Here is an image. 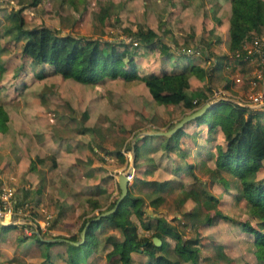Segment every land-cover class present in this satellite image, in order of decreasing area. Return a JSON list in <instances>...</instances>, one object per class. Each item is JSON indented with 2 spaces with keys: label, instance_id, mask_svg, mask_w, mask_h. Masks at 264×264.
Segmentation results:
<instances>
[{
  "label": "rangeland",
  "instance_id": "obj_1",
  "mask_svg": "<svg viewBox=\"0 0 264 264\" xmlns=\"http://www.w3.org/2000/svg\"><path fill=\"white\" fill-rule=\"evenodd\" d=\"M228 14L229 0H0V105L8 115L6 132L0 134V184L24 182L25 164L31 158H28L27 149L41 153L43 147L54 144L64 146L66 150H76L79 156L85 150L93 153L101 162H106V156L111 158L115 165L113 169H108L114 179L106 183L104 175H100L94 183L95 189L90 180L80 182V193L89 196L82 195L77 199V208L83 206L81 218L108 208V203L119 194V187L114 182L117 172L127 169L133 158V146L139 147L142 139L153 135H148V132L167 129L182 114L193 110L203 101L211 102V106L219 100L234 103L230 98H218L216 95L219 91L225 92L224 97L247 100L250 91L256 92L260 88L258 81L253 86L249 82L253 58L235 57V48L232 50L229 47ZM19 16L22 17V27L45 24L58 33L115 42L123 40L130 45L136 77L127 80L119 76L103 77L95 82L82 83L55 73L48 64L41 67L35 65L20 51L24 37L15 36V29L11 28ZM138 26L141 30L153 29L158 38L150 44L135 39L128 29ZM253 30L244 41L253 36H264V23ZM186 48L189 51H185ZM217 54L226 55L218 68L212 67ZM188 61L208 69L203 75L190 72L186 97L180 103L171 104L150 96L144 84L150 71ZM236 76L238 80H235ZM198 90L206 98L192 104L190 100L195 97L194 91ZM186 101L188 104H181ZM218 105V108L223 106L222 103ZM244 107L243 114L257 117L264 129V104ZM196 119L199 124L194 118L189 119L180 138L185 135L184 129H187V136L191 127L197 133L204 125L207 127L201 117ZM209 134L206 144L214 143L216 148L210 146L211 159L204 160L207 168L203 170L196 166L191 168L182 155L173 151L174 145L172 149H163L158 157L154 152L155 156L146 160V165L138 161L132 163L126 192L139 196L141 200L142 213L139 216L132 211L129 213L136 225V233L138 236H148L151 241L155 220L160 218L166 226L177 230L182 238L192 239L197 244V261L264 264L256 256L253 233L244 228L246 222L258 229L260 222L249 214L248 203L240 194L241 179L214 166L217 147L224 145L222 133L215 128ZM154 138V143L150 144L158 146V140L162 139ZM168 140L170 143L171 138ZM76 159L81 164L85 161L84 157ZM120 161L122 163L118 166ZM152 165L158 167L154 174ZM187 165L192 172L187 171ZM98 169L108 171L103 166ZM263 176L264 159L262 166L247 173L244 179L253 180ZM150 178L167 179L169 183L162 189L160 186L153 188L148 182ZM190 187L200 196L204 188L213 197L205 194L198 203L194 197L186 194ZM155 195H160L161 199L153 205L149 200ZM88 198L95 199L98 207L91 209ZM16 199L28 203L33 200L20 195ZM42 205L51 210L46 203L42 202ZM213 210L224 216L212 219ZM102 226L95 228V241L89 246L82 262L94 256V264H119L105 255L109 248L105 236L110 233L121 238V233L117 228ZM10 228L20 233L16 226ZM46 228L38 230L37 235L51 237L46 233ZM74 234L78 237L77 232ZM37 235L28 236L26 242H30L33 236L36 239ZM165 240L169 242L166 251L174 257L170 249L173 240L168 237ZM7 254L0 252L1 264H23ZM130 256L131 264H147L151 259L141 249L131 251Z\"/></svg>",
  "mask_w": 264,
  "mask_h": 264
},
{
  "label": "trees",
  "instance_id": "obj_2",
  "mask_svg": "<svg viewBox=\"0 0 264 264\" xmlns=\"http://www.w3.org/2000/svg\"><path fill=\"white\" fill-rule=\"evenodd\" d=\"M102 14L100 13V15ZM262 23H264V0H229L227 25L229 47L232 50L236 49L250 35L251 29H255ZM11 28L15 29V36L24 37L20 49L24 55L40 67L44 64L50 65L52 71L63 77H69L82 83H91L103 77L119 76L127 80L135 78L137 75L133 56L129 50L130 45L123 40L115 42L114 40H99L96 37H80L71 33H58L45 24L22 27L21 16L16 18L15 24ZM128 31L135 39L146 44H150L155 38H158L157 33L151 28L141 30L138 26L135 29H128ZM225 58V54L214 56L212 67H220L221 61ZM207 69L188 61L181 65H172L170 68H161L159 71H150L144 79V84L152 98L176 103L186 97L190 72L203 75ZM194 94L195 102L203 101L206 98L201 90L194 91ZM187 101L184 103L188 104ZM190 102L194 104L192 99ZM219 103L223 104L221 108H218ZM244 108V106L235 103L219 100L207 108L199 118L201 117V120L205 121L209 129L218 126L222 132L224 145L217 147L214 165L217 169H224L241 179L240 194L248 203L249 214L260 222L258 229L246 222L244 228L253 233L252 241L256 256L264 262V176L253 180L244 179L247 173L256 171L262 166L264 129L257 117L243 114ZM7 120L8 115L0 105L1 132L7 129ZM132 153L135 160L137 146H133ZM31 166L30 162L29 167ZM148 182L164 188L169 180L164 179L159 182L149 180ZM186 194L194 197L198 203L205 194L207 197H213L204 188L201 189V196L191 187L186 190ZM158 199H161V196L155 195L149 202L156 205ZM87 201H90L91 209L98 207V202L95 199L88 198ZM112 203L113 200L108 203L107 207ZM140 203L139 196L125 192L113 211L88 222L81 242L75 244L65 240L68 264H78L84 261L85 254L90 249L89 246L95 241L94 230L102 224V227L107 225L105 226L107 228H117L121 233V238H116L110 233L105 236L106 245L109 246L105 255L109 259L112 257L119 264H131L130 253L138 249L151 258L147 264H211L207 260H195L197 244L192 239L182 238L177 230L166 226L160 218H156L152 231L153 235L160 238L158 245L153 244L148 236H138L136 225L131 220L129 213L132 211L136 216H139L142 213ZM221 216L224 215L213 210L210 217L217 219ZM89 217L81 218L78 229ZM9 225L12 224L3 226ZM147 225L145 224V226ZM165 237L173 240L170 249L174 257L166 251L169 248V242L165 240ZM67 238L76 240L78 237L71 234ZM36 240L49 244L56 239L53 241L41 240L37 236Z\"/></svg>",
  "mask_w": 264,
  "mask_h": 264
},
{
  "label": "crops",
  "instance_id": "obj_3",
  "mask_svg": "<svg viewBox=\"0 0 264 264\" xmlns=\"http://www.w3.org/2000/svg\"><path fill=\"white\" fill-rule=\"evenodd\" d=\"M176 103L180 102L178 101ZM199 116H201V114ZM194 120L196 121V123H198L196 118H194ZM187 122L189 121L187 120L182 123V125L170 135H150L148 133V135H150V138L145 137V139H142L141 143L139 144L140 146L137 147V156L135 160L133 159V162L135 163L136 161H138L142 165H146V160L150 159V157H154L155 155H157L158 157L161 155L163 149H172L174 145L175 148H173V151L179 153V155H182L186 159V162L190 163L189 165H191V168L192 166H196L198 169L202 168V170L207 168L206 165H204V160L211 159V152H209V149H211L210 146L212 145V149L216 148V145L214 143L209 145L206 144L208 135H210L209 132H211L215 128H217L220 132L221 130L218 126H215L210 130L203 124L204 127L201 128V131H199L198 133L195 132L194 128L191 127V129L189 130L190 135L187 136V129H184L185 135L183 136V138H180V135L183 134V127ZM5 132L6 131H0V134H3ZM154 137H157V139H162L160 141L158 140V146L150 144L154 143L153 140L156 139ZM169 137L171 138L170 143H168ZM185 150L186 153L183 154ZM26 152L28 153V158H31L27 159V164H25V172L23 175L24 182H21L20 184L15 183L14 185H12L14 187L15 197L20 195L24 199L31 198L34 200H28L29 203L42 204V202H44L47 204V206H49L51 211H53V215L49 220L50 223L52 221V225L50 223L49 225H47L48 229L46 228V233L50 234L51 237H41L34 231L33 234H36L41 240H56L49 244H45L43 242L37 241L33 236L34 238L32 237L30 242H26L28 240V236H32L33 234L23 232L20 225L17 226L12 224L4 227L0 224V252L9 253L7 254L8 256H14L23 264H68L66 260L65 240H70L67 238V236L74 234V232L78 233L79 238L80 229H78V226L81 221V209L83 208V206L81 205V208L79 209L77 208L78 205H76V203L77 199H80L82 195H84V197L88 195L80 193V188L78 186L80 182H84L86 180H90L93 184H96V181L98 180L100 175H104L106 183L113 181L114 178L111 176V170L108 168L112 166L114 167L115 163L113 160H111V158H108V156H106V162H101L91 152L82 150L79 156L76 150H71V148L66 150L64 146L59 147V145L54 144H49L48 148L43 147L41 153H39L37 150H33L31 152V150L29 149H27ZM154 152L156 153L155 155L153 154ZM77 157H84L85 161L81 164L76 159ZM200 161H202L201 164L199 163ZM30 162L32 164L31 167H29ZM121 163L122 162L120 161L118 166ZM185 163L184 165L186 168ZM101 166L108 169L107 173L103 170L100 171L98 169V167ZM179 167L180 166L178 165L177 171L179 170ZM209 167L211 166L209 165ZM157 168L158 167H154L153 165L151 166L153 174L157 170ZM187 168L188 172L193 171L190 167H188V165ZM182 172L183 171H180V173ZM117 174L116 180H114L115 183H117ZM149 180H154L155 182L161 181L155 180L154 178H150ZM2 184L8 183H1L0 186ZM95 184L93 186L94 189L96 186ZM152 186L153 188L158 187L154 185ZM69 190H71L72 192H70ZM90 191H92V189ZM56 204H58L60 208H58ZM10 226H16L19 229L20 233H22V236L20 237V233H17L16 229L10 228ZM22 244L24 245L23 247H21ZM94 263L95 260L93 256L92 259L88 261L86 260L85 262H79L78 264Z\"/></svg>",
  "mask_w": 264,
  "mask_h": 264
},
{
  "label": "built area",
  "instance_id": "obj_4",
  "mask_svg": "<svg viewBox=\"0 0 264 264\" xmlns=\"http://www.w3.org/2000/svg\"><path fill=\"white\" fill-rule=\"evenodd\" d=\"M189 51L188 48L184 49ZM234 56L238 58H253L250 77V85L253 86L258 81L260 88L256 92L250 91L247 100L241 97L231 98L224 95V91H219L215 95L220 99H232L234 103L241 106L264 104V36H253L247 41H243L239 47L234 50ZM247 77V78H248ZM239 77L236 76L235 80ZM195 98L192 102L195 103ZM129 177V174L127 175ZM51 210L45 209L42 204H29L26 201H18L14 194V187L10 184L0 186V224L20 225L23 232L38 233V230L46 228L50 218ZM40 228V229H39Z\"/></svg>",
  "mask_w": 264,
  "mask_h": 264
},
{
  "label": "water",
  "instance_id": "obj_5",
  "mask_svg": "<svg viewBox=\"0 0 264 264\" xmlns=\"http://www.w3.org/2000/svg\"><path fill=\"white\" fill-rule=\"evenodd\" d=\"M211 106V102L209 101H203L199 106H197L196 108H194L193 110L184 113L183 115H181L170 127H168L167 129L164 130H154L152 132H148L149 134H164V135H170L171 133H173L178 127H180L182 125V123H184L185 121L191 119V118H196L197 116H199L200 114H202L207 108H209ZM146 132H142L141 134H144ZM132 163H133V158L130 160V164L128 165L127 169L121 172H118L117 174V185L119 187V194L117 195V197L113 200V203L111 204V206H109L108 208L102 209L98 212H96L94 215L90 216L88 219H86L83 223V225L81 226L80 230H79V238L77 240H69L75 244L81 242L83 240L84 237V229L85 226L88 224V222L90 220L93 219H98L100 216L105 215L111 211L114 210V208L116 207V205L118 204L119 200L121 199V197L124 195V193L126 192L127 189V175L131 172L132 170ZM151 241L155 244L158 245L160 243V238L153 235L151 237Z\"/></svg>",
  "mask_w": 264,
  "mask_h": 264
}]
</instances>
